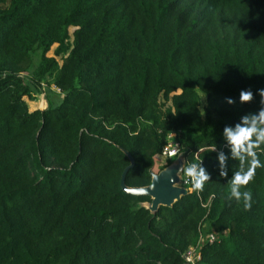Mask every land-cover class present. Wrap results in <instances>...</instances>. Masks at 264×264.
<instances>
[{
	"label": "trees",
	"instance_id": "1",
	"mask_svg": "<svg viewBox=\"0 0 264 264\" xmlns=\"http://www.w3.org/2000/svg\"><path fill=\"white\" fill-rule=\"evenodd\" d=\"M34 46L56 106L28 108ZM262 88L264 0H0V264H183L206 224L226 234L200 264H264V169L245 209L205 150ZM171 132L210 180L150 211L120 187L121 149L126 186H146Z\"/></svg>",
	"mask_w": 264,
	"mask_h": 264
},
{
	"label": "clouds",
	"instance_id": "2",
	"mask_svg": "<svg viewBox=\"0 0 264 264\" xmlns=\"http://www.w3.org/2000/svg\"><path fill=\"white\" fill-rule=\"evenodd\" d=\"M260 97V107L256 111L246 112L238 117L232 124H225L222 127L220 136L223 142V148L218 149L213 144L206 151L215 152V161L218 169V176L228 180V199H234L237 202L243 201L245 209L251 207L252 194L241 188L249 184L256 175L257 169H264V88L257 89ZM204 96L201 95L200 99ZM253 99L251 89H241L238 97L234 100L232 97H224V103L233 105L234 103L244 104ZM199 115H205L204 108L199 109ZM226 148L227 152L223 149ZM168 156H177V150L172 149L167 153ZM229 161H235L238 167L234 171L229 169ZM182 172V176L179 174ZM229 172L231 175H229ZM180 179L187 178L191 191L202 192L205 183L210 180V174L206 170L203 161L198 160L195 163H188L186 167L181 166L177 169Z\"/></svg>",
	"mask_w": 264,
	"mask_h": 264
},
{
	"label": "water",
	"instance_id": "3",
	"mask_svg": "<svg viewBox=\"0 0 264 264\" xmlns=\"http://www.w3.org/2000/svg\"><path fill=\"white\" fill-rule=\"evenodd\" d=\"M123 153L129 159V164L122 172L120 178L121 189L129 194L137 196H148L149 202L142 203L146 209L155 211L159 206H172V204L178 201L181 197L188 193V190L180 185V178L182 172L177 174V169L185 165V158L182 154H178L175 159L161 169L159 172L154 173L150 171V182L146 186L141 187H128L125 184V175L127 171L133 167L134 160L131 155L121 149Z\"/></svg>",
	"mask_w": 264,
	"mask_h": 264
},
{
	"label": "rangeland",
	"instance_id": "4",
	"mask_svg": "<svg viewBox=\"0 0 264 264\" xmlns=\"http://www.w3.org/2000/svg\"><path fill=\"white\" fill-rule=\"evenodd\" d=\"M40 56H41L40 49H38L36 46L32 47L30 49V58H31L30 67L25 72L19 74V77L21 78L22 82L29 88V95L28 97H26V102L28 108L31 109L44 105L56 106L61 102L64 96L63 92H61L55 86L52 76L47 75L44 78H38L37 75L35 74V71L40 62ZM174 159L175 158L165 160L161 157L156 156L154 161V166L152 168V172L154 173L159 172L165 166L170 164ZM182 175L183 174H181V176ZM181 180H180V185L182 186ZM203 230L206 231L210 230V232L213 231L211 228L209 229L208 224L204 225L202 231ZM224 234L226 233L224 232L221 235L217 234L216 238L219 239Z\"/></svg>",
	"mask_w": 264,
	"mask_h": 264
},
{
	"label": "built area",
	"instance_id": "5",
	"mask_svg": "<svg viewBox=\"0 0 264 264\" xmlns=\"http://www.w3.org/2000/svg\"><path fill=\"white\" fill-rule=\"evenodd\" d=\"M174 133L171 132L167 135L166 141L164 145L161 147V150L157 154L158 157H161L163 159H171L175 158L176 156H168L167 153L171 151L172 149L177 150V155L179 154V148L180 144L179 142L175 139ZM182 186H184L187 190L191 189L190 184L187 182V178H184L181 180ZM204 227V226H203ZM199 229V237L198 241L195 246L187 248L183 253H182V260L183 264H200V248L203 244L205 243H211L213 242L216 237L217 233L215 231H206L203 230L202 228Z\"/></svg>",
	"mask_w": 264,
	"mask_h": 264
}]
</instances>
